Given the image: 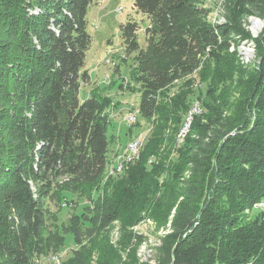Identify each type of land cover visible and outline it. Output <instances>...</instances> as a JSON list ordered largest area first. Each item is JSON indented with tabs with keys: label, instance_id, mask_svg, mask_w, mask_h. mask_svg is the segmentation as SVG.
Returning a JSON list of instances; mask_svg holds the SVG:
<instances>
[{
	"label": "trees",
	"instance_id": "obj_1",
	"mask_svg": "<svg viewBox=\"0 0 264 264\" xmlns=\"http://www.w3.org/2000/svg\"><path fill=\"white\" fill-rule=\"evenodd\" d=\"M97 1L0 0V264H43L66 235L75 247L60 264H141L132 227L144 218L167 230L158 264H264V219L246 212L264 198V27L252 39L242 22L264 20V0H234L223 23L209 21L204 0H132L147 18L145 46L137 22L120 32L149 132L93 199L115 141L107 98L94 89L79 98ZM245 40L251 65L239 57ZM182 79L186 87L163 94ZM69 194L88 202L58 224L45 201L73 206Z\"/></svg>",
	"mask_w": 264,
	"mask_h": 264
},
{
	"label": "rangeland",
	"instance_id": "obj_2",
	"mask_svg": "<svg viewBox=\"0 0 264 264\" xmlns=\"http://www.w3.org/2000/svg\"><path fill=\"white\" fill-rule=\"evenodd\" d=\"M233 1L234 0H204V5L211 9L208 16L209 21L211 23L226 22L227 16H230L233 11L237 10L234 7L235 3ZM86 20L87 31L91 36V44L86 54V68L90 74V80L81 86L79 98L82 100L88 97L91 89L97 90L102 97L107 98L109 103L105 109V114L109 117L110 122L108 126V137H110V135L113 136V125L118 132L116 136L119 137V139L113 141L109 146L108 158L111 159L107 165V173H105L101 183L95 185L94 188L91 189L90 196L96 199L98 198L97 196H102L105 182H108L111 176L118 175H108L110 172L109 167L117 161L118 158L122 160L121 155L125 153L126 144L131 140L133 141V139H138L141 142V149L145 136H147L149 132V124L140 119L141 116L138 111L140 92L137 89L139 86L130 78V74L133 71L135 53L127 52L126 44L123 42L120 32L121 24L127 21L137 22L140 27L137 31L138 42L144 47L145 39L143 33L147 26V18L144 14L133 8L132 0H99L88 7ZM242 22L244 27L250 31L251 36H253L252 39L258 36L264 27V20L252 15L244 16ZM251 40L250 42L245 40L238 46L239 57L242 61L249 62V65L256 62L255 47ZM233 48L231 47L230 50H233ZM196 77L197 74H194L190 80H195ZM186 83L187 81L184 79L179 80L171 85V87L164 90L163 94L169 97L173 96L178 90L183 88ZM129 114L136 115V120L131 123L130 126L126 122V116H129ZM138 119H140V123L136 125L135 123ZM186 129H184V133ZM184 133H182V135ZM123 143H125V146L122 151H119ZM151 160L152 159H150L149 162H151ZM68 198L73 199V202H75V205L69 208H59L58 204L54 201H45V206H47L50 213L57 219L58 224L67 222L73 213L82 211L88 202V197H81L77 194H69ZM64 202H66V200L62 201V206H64ZM261 202L262 199L253 204L251 208H247L246 212L252 211L253 209V211L261 213L263 218L264 204H259ZM54 223L56 224L55 221ZM119 226V223L116 222L110 228L108 235L112 243L116 242L119 238L117 230ZM132 230L136 234H141L142 236L141 242L137 246L135 252L137 261L141 264H158V257L160 256L159 247L162 244L160 238L167 230L161 228L156 230V233L153 232L154 224L149 218H144L136 223V225L132 227ZM73 247H75V243L69 235H66L64 248L57 252L60 254L58 255L59 261L54 264H60L61 260L66 259ZM127 251L128 249L121 253L122 261L125 259ZM47 257L48 255L42 257L41 260Z\"/></svg>",
	"mask_w": 264,
	"mask_h": 264
},
{
	"label": "bare ground",
	"instance_id": "obj_3",
	"mask_svg": "<svg viewBox=\"0 0 264 264\" xmlns=\"http://www.w3.org/2000/svg\"><path fill=\"white\" fill-rule=\"evenodd\" d=\"M253 19V18H251ZM249 44V43H247ZM249 46V45H248ZM233 48V46H231ZM230 47V48H231ZM243 51V50H242ZM247 53V52H246ZM244 61V60H243ZM198 111V110H197ZM129 117H132V121L131 123H133L136 120V115L134 114H129ZM189 121H190V117H189ZM189 121L185 124V128H183V132L184 133V129L187 128V125H189ZM130 143H132V148L130 149H126L124 155L122 156V160H118L115 161L109 168H110V172L108 173V175H112V174H119L120 172L123 171L122 168H124L125 164H127L128 162L132 161L133 159L137 158L139 155V149L141 146V142L138 139H133V141H129ZM128 144H126L125 148L127 147ZM128 156V157H127ZM123 157H127L125 159H123ZM117 164V167H116ZM107 173V172H106ZM163 231V230H162ZM59 261V256L56 255L55 259H54V263H57ZM250 264V263H248Z\"/></svg>",
	"mask_w": 264,
	"mask_h": 264
},
{
	"label": "built area",
	"instance_id": "obj_4",
	"mask_svg": "<svg viewBox=\"0 0 264 264\" xmlns=\"http://www.w3.org/2000/svg\"><path fill=\"white\" fill-rule=\"evenodd\" d=\"M197 103H195V105H193L192 107H191V111L189 112L190 114H192V113H195V112H197ZM199 111V110H198ZM189 116V115H188ZM188 116H187V119H188ZM131 121H132V117H129L128 115L126 116V122H127V124L130 126L131 125ZM130 148H132V143H130V142H128V145H127V147H126V149H130ZM128 157V156H127ZM127 157H123V159H125V158H127ZM116 167H117V164H116ZM259 204H264V198L262 199V202L261 203H259ZM72 205V203L71 202H69V200L68 201H66V202H64V207H70ZM260 206V205H259ZM263 219H264V216H263ZM56 255H60V254H50V255H48V257L47 258H44L43 260H41V262L43 263V264H54V259H55V256ZM242 264H245V263H242Z\"/></svg>",
	"mask_w": 264,
	"mask_h": 264
},
{
	"label": "crops",
	"instance_id": "obj_5",
	"mask_svg": "<svg viewBox=\"0 0 264 264\" xmlns=\"http://www.w3.org/2000/svg\"><path fill=\"white\" fill-rule=\"evenodd\" d=\"M86 98V97H85ZM110 124V123H109ZM119 125V124H118ZM113 130H114V132H113V138L115 139V140H117V139H119V137L118 136H116V134L118 135V132H117V129H116V127L113 125ZM110 137H112L111 135H110ZM120 145H121V143H120ZM124 146H125V143H123V145H122V148L119 150V151H122V149L124 148ZM116 148H118V147H116ZM113 150H114V147H113ZM109 151V150H108ZM109 160L111 159V158H108Z\"/></svg>",
	"mask_w": 264,
	"mask_h": 264
}]
</instances>
